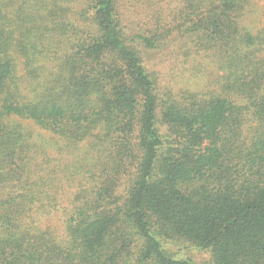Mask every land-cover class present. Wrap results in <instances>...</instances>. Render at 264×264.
Here are the masks:
<instances>
[{
    "label": "trees",
    "instance_id": "trees-1",
    "mask_svg": "<svg viewBox=\"0 0 264 264\" xmlns=\"http://www.w3.org/2000/svg\"><path fill=\"white\" fill-rule=\"evenodd\" d=\"M125 1L0 0V264H195L168 254L162 237L211 248L213 264H264V28L242 25L253 0ZM175 32L185 54L215 57L216 89L162 97L147 56ZM25 51L39 58L33 70L22 62L40 81L31 98L18 73ZM10 117L70 143L93 139L99 165L73 161L64 176L83 179L92 165L101 181L90 195L80 184L61 242L38 225L61 204L60 173Z\"/></svg>",
    "mask_w": 264,
    "mask_h": 264
},
{
    "label": "rangeland",
    "instance_id": "rangeland-1",
    "mask_svg": "<svg viewBox=\"0 0 264 264\" xmlns=\"http://www.w3.org/2000/svg\"><path fill=\"white\" fill-rule=\"evenodd\" d=\"M71 1L73 2L74 0ZM75 1L76 5H82L84 2V0ZM184 1L185 0H163L157 3L164 9H179ZM119 3H123L122 9L126 8L125 0H119ZM134 4L138 3L134 2ZM130 9L127 11V15L128 18L130 17V20L134 22L135 20L133 17L136 18L135 15H137V13L136 10ZM242 25L246 26L247 29L254 34L264 28V0H253L252 5L247 9L242 20ZM185 43L186 40L175 32L164 45L156 51L149 52L147 56L148 67L155 72L158 78V87H160L158 90L160 93H164L162 97H166L165 93L168 92H171L176 98H183V96L190 93H209L216 89L217 84L224 75V71L219 68L218 62L214 56L207 55L206 53L199 55L196 54L194 50L190 51L191 54H185ZM16 54L19 63L18 73L20 75L23 91L31 98L35 93L37 85H40V81L31 76L28 77L27 69L22 62L29 60L32 64L31 69L33 70L38 66L36 60L39 58L28 54L26 51ZM258 57L264 59V48L258 52ZM32 84L33 89L30 90ZM237 100L239 103H245V100L241 97H238ZM8 122L12 125L21 126L23 132L29 135L28 143L31 145L30 149L36 153L39 160L49 162V166L57 169L60 173L59 180H56V182L60 184L56 194L59 195V203L61 204L57 209L48 212L44 218L39 219L38 225L42 229H50L57 240L61 242L66 238V228L62 212H65L66 208L69 210L71 200L79 190L80 184L83 191H86L83 192V194L90 195L93 192L92 189L97 187L101 181V178L98 176L101 168H93L92 165L86 168L87 172L83 179L82 177L72 175L73 170L71 169L68 171V175L72 176L74 181L68 184L66 175L64 176V174H66L65 169L67 165L73 161L84 160V164L86 160L88 161L89 158L94 157L95 163L98 164L97 153L93 148V139L84 141L80 144H74L55 133L46 131L30 119L10 117ZM256 124V121L250 120L244 126V133L251 137L253 134L252 128L255 127ZM158 127L165 143H168L167 126L159 123ZM104 156L106 155L103 154L102 159H104ZM88 171H91V173H88ZM132 178V172H129V174L125 175L119 181L116 190L117 195L123 198L127 195ZM161 240L164 249L171 256L188 259L195 264H213V252L211 248L199 246L190 240L179 237H162Z\"/></svg>",
    "mask_w": 264,
    "mask_h": 264
}]
</instances>
